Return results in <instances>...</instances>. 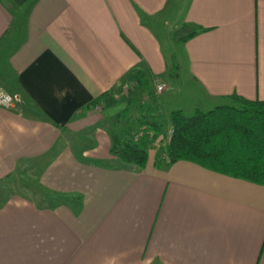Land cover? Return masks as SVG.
<instances>
[{
	"label": "crops",
	"instance_id": "crops-1",
	"mask_svg": "<svg viewBox=\"0 0 264 264\" xmlns=\"http://www.w3.org/2000/svg\"><path fill=\"white\" fill-rule=\"evenodd\" d=\"M0 89V264H264V185L110 153L173 94L264 99V0H0Z\"/></svg>",
	"mask_w": 264,
	"mask_h": 264
},
{
	"label": "trees",
	"instance_id": "trees-1",
	"mask_svg": "<svg viewBox=\"0 0 264 264\" xmlns=\"http://www.w3.org/2000/svg\"><path fill=\"white\" fill-rule=\"evenodd\" d=\"M198 31L189 26L175 30L174 40L184 42ZM133 76L129 73L126 80ZM111 91L103 92L96 101L99 104ZM141 121V118L138 120ZM172 134L158 148V161L173 163L187 160L206 169L264 185V99L248 100L232 94L228 103L216 105L209 110L195 109L186 116L181 109L173 110L167 120ZM145 124L138 131L137 140L132 135L111 137L110 153L125 163L144 167L149 146L162 123Z\"/></svg>",
	"mask_w": 264,
	"mask_h": 264
},
{
	"label": "rangeland",
	"instance_id": "rangeland-1",
	"mask_svg": "<svg viewBox=\"0 0 264 264\" xmlns=\"http://www.w3.org/2000/svg\"><path fill=\"white\" fill-rule=\"evenodd\" d=\"M174 73H176V72L173 71V68H170V69L168 70V74H169L170 76L175 75ZM159 80H160V78L155 76L154 81H150V83H149V87H150V86H153V88H154V90H152V91H153V94L156 93V92H155V85H156V83H158ZM137 84L140 85L141 89L143 88L142 85H141V83H140L139 81L137 82ZM135 86H136V85H131L130 88H129V90H128V92L130 93V91H131ZM151 88H152V87H151ZM168 96H169V93H165V94H164V97H165V98L168 97ZM172 96H173V98H175V99H174V102H173V103L166 104V105L163 107V114H164V115H167V116H168L169 113H170L171 111H173V110H177V109H181V110L183 111V113H184L186 116H191V115L193 114V112H194V108L192 107V105H189V103H188V101L190 102V97H192V96H190V97H188V96H183V95H181V94H179V93L173 94ZM180 96H181V97H180ZM185 100H186L187 102H186ZM152 103H154V102L149 101V102H148V105H152ZM219 103H220V102H219ZM223 103H225V102H222V103H220V104H223ZM226 103H228V102H226ZM191 104H192V103H191ZM220 104H218V103H217V104L214 103V104H209V105H207V106H200V107H201L200 109L206 111V110H209V109H211L212 107H214V106H216V105H220ZM180 105H181V106H180ZM181 107H182V108H181ZM125 117L128 118L129 116L126 115ZM114 120H120V121H121V116H117V117H115ZM125 120H126V119H125ZM167 120H168V117L161 116V121H160V122L162 123V129H161L160 132L156 133L155 138L153 139L154 144H153V143H152L153 145L150 144V146H149L150 149H154L155 151H157V149L159 148V147L156 145V139L159 141L160 146L163 145V141H162L161 138H162V136H163L164 134H166V132H167L168 129L170 128V126H169ZM153 122H154V121H153ZM137 128H142V127L137 126ZM137 128L135 127V130H134V131L138 132V130H140V129H137ZM119 131H120V126H118V129H116L115 132H116V133H119Z\"/></svg>",
	"mask_w": 264,
	"mask_h": 264
},
{
	"label": "clouds",
	"instance_id": "clouds-1",
	"mask_svg": "<svg viewBox=\"0 0 264 264\" xmlns=\"http://www.w3.org/2000/svg\"><path fill=\"white\" fill-rule=\"evenodd\" d=\"M0 97L3 98L2 100H0V105H2L5 109L15 108L16 104L21 102L19 99L6 92L4 89H0ZM12 127L21 134L25 132L24 126L17 123L16 121H13ZM35 131H38V129H34V132Z\"/></svg>",
	"mask_w": 264,
	"mask_h": 264
},
{
	"label": "built area",
	"instance_id": "built-area-1",
	"mask_svg": "<svg viewBox=\"0 0 264 264\" xmlns=\"http://www.w3.org/2000/svg\"><path fill=\"white\" fill-rule=\"evenodd\" d=\"M157 90L158 91H162L163 90V85H159L157 86ZM10 95H13L15 98L19 99L20 100V97L18 94H12V93H9ZM3 98L0 97V100H2ZM0 107H3L2 105H0ZM4 108V107H3ZM171 134H172V129L169 128L168 131L166 132L165 136H166V140L168 141L171 137ZM141 135V132L138 131L137 133L134 134V139L137 140V138H139V136Z\"/></svg>",
	"mask_w": 264,
	"mask_h": 264
}]
</instances>
